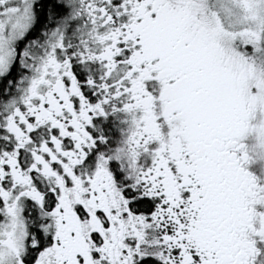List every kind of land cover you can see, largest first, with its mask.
<instances>
[{
    "label": "snow or ice",
    "instance_id": "1",
    "mask_svg": "<svg viewBox=\"0 0 264 264\" xmlns=\"http://www.w3.org/2000/svg\"><path fill=\"white\" fill-rule=\"evenodd\" d=\"M0 264H264V0H0Z\"/></svg>",
    "mask_w": 264,
    "mask_h": 264
}]
</instances>
